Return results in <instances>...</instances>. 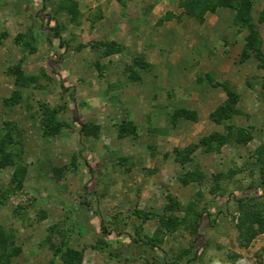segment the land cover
<instances>
[{
    "label": "rangeland",
    "instance_id": "374dc122",
    "mask_svg": "<svg viewBox=\"0 0 264 264\" xmlns=\"http://www.w3.org/2000/svg\"><path fill=\"white\" fill-rule=\"evenodd\" d=\"M250 1L246 57L232 7L216 25L182 11L153 77L108 2L0 0V264H264V231L246 240L264 219V0Z\"/></svg>",
    "mask_w": 264,
    "mask_h": 264
},
{
    "label": "crops",
    "instance_id": "0c3cea01",
    "mask_svg": "<svg viewBox=\"0 0 264 264\" xmlns=\"http://www.w3.org/2000/svg\"><path fill=\"white\" fill-rule=\"evenodd\" d=\"M103 2H108L110 5L107 15L110 17L113 15L117 16L115 19L113 18L112 23L115 21V23H123L124 29L133 31L135 43L140 46V54L155 69L153 77L163 75L162 70H160L161 66H159L160 68H157V66L161 62L167 61L168 58L173 62V57H169L167 53L164 54L160 48H157V45H159L158 34L167 31L170 33V36H173L175 33L174 35L181 36L182 38L179 39L183 40L185 25L187 26L184 13L181 14L184 11L183 8L178 6L176 8L165 7L166 9H162L163 5H159L157 3L158 0H149V2L146 0H133V5L126 3L124 6L120 5L116 0H103ZM167 10H170L169 12L173 13V16L159 23V19L165 15ZM219 10L222 9H217L215 13H211L209 22L213 25L218 24L216 22L219 19V14L221 17L224 15V11L220 13ZM229 14L232 15V13ZM112 29L116 28L113 27ZM182 40H179V42ZM239 43V46H242V43ZM170 67L173 70V65ZM211 98L214 99V97Z\"/></svg>",
    "mask_w": 264,
    "mask_h": 264
},
{
    "label": "trees",
    "instance_id": "16d2710c",
    "mask_svg": "<svg viewBox=\"0 0 264 264\" xmlns=\"http://www.w3.org/2000/svg\"><path fill=\"white\" fill-rule=\"evenodd\" d=\"M180 6L183 8L184 12L195 17L198 21L202 22L204 19V14L207 11H215L218 7H232L235 10V21L239 24H248L250 28V32L246 38V43L243 48V57L247 56L248 50L253 49V46L256 44L255 40L252 39V35L256 33L254 25L250 22V17H248L249 11L251 9V1L250 0H181ZM173 15H165L161 20L169 19ZM255 54L258 58H262L263 54L258 47L256 48ZM230 95L233 96V99L226 101L224 104L220 105L214 113H212V117L214 120L219 121L221 118H225L228 116V110H234L233 105L235 103V95L228 91ZM207 140H200V144H206ZM197 145H193V147H189L194 149ZM251 220L257 224V228L254 229L250 226L252 230V234L246 238V240H250V238L255 235L256 231H264V219L259 217L258 215L251 218ZM253 228V229H252Z\"/></svg>",
    "mask_w": 264,
    "mask_h": 264
}]
</instances>
